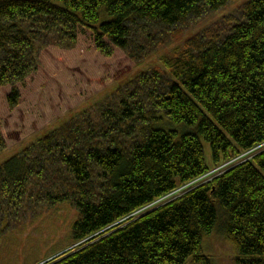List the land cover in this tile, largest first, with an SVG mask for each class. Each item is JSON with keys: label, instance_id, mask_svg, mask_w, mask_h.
Listing matches in <instances>:
<instances>
[{"label": "trees", "instance_id": "16d2710c", "mask_svg": "<svg viewBox=\"0 0 264 264\" xmlns=\"http://www.w3.org/2000/svg\"><path fill=\"white\" fill-rule=\"evenodd\" d=\"M231 1L0 0L6 105L17 110L40 56L72 50L82 30L103 56L120 48L137 64L153 25L186 24ZM223 22L164 54L166 70L141 72L0 164V247L37 211L69 204L78 213L75 248L48 264H212L204 243L214 233L231 242L235 264H264V151L222 169L264 144V0ZM178 190V199L137 215Z\"/></svg>", "mask_w": 264, "mask_h": 264}, {"label": "rangeland", "instance_id": "374dc122", "mask_svg": "<svg viewBox=\"0 0 264 264\" xmlns=\"http://www.w3.org/2000/svg\"><path fill=\"white\" fill-rule=\"evenodd\" d=\"M248 1L233 0L219 11L192 18L186 24L169 29L162 30L153 25L156 37L149 43L145 39L139 40L145 52L141 53V60L137 64L120 48H116L112 56H103L95 47L93 36L83 30L72 50L50 47L40 56L38 73L21 86L24 100L17 110L12 112L6 105L8 87L0 88V111L5 113L2 111L0 117L3 118L8 143L7 150L0 154V164L60 128L64 122L112 100L118 88L128 84L141 72H150L154 68L166 70L161 60L164 54L171 55L177 53L178 49L182 50L188 38L205 29L214 31L219 28L226 17L238 16ZM31 111L33 114L29 118L27 113ZM206 146L209 153V144ZM262 151L264 145L231 160L222 169L252 159ZM219 170L210 172L198 183L210 181ZM182 193L183 190H178L167 195L154 205L146 206L137 215L148 214L178 199ZM77 216L78 213L69 204L37 211L35 217L26 221L25 230L14 231L13 235L5 237L0 247V264H48L59 255L72 251L75 247L70 245V234ZM204 252L211 257L212 264H235L233 261L237 251L229 240L218 233L205 239ZM187 264L198 263L191 259Z\"/></svg>", "mask_w": 264, "mask_h": 264}, {"label": "bare ground", "instance_id": "6f19581e", "mask_svg": "<svg viewBox=\"0 0 264 264\" xmlns=\"http://www.w3.org/2000/svg\"><path fill=\"white\" fill-rule=\"evenodd\" d=\"M264 145V144H263ZM263 145L262 146H260V147H263Z\"/></svg>", "mask_w": 264, "mask_h": 264}]
</instances>
